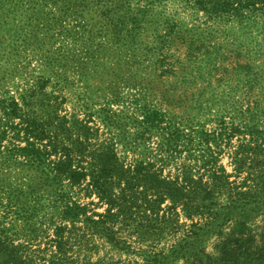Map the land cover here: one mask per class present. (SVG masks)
Wrapping results in <instances>:
<instances>
[{
  "label": "rangeland",
  "instance_id": "obj_1",
  "mask_svg": "<svg viewBox=\"0 0 264 264\" xmlns=\"http://www.w3.org/2000/svg\"><path fill=\"white\" fill-rule=\"evenodd\" d=\"M197 2L0 0V264H185L170 249L199 220L177 207L160 238L138 236L149 214L134 208L115 217L114 208L108 216L88 181L74 189L35 181L24 200L37 176L7 156L28 139L22 113L10 119L3 108L21 107L36 86L60 104L67 127L74 117L88 121L95 149L110 147L125 165L150 164L172 183L188 174L205 184L206 171H222L232 188L246 191L249 175L264 171V9L257 2L215 14ZM248 66L259 68L255 80ZM149 109L167 122L143 133ZM34 144L44 152L47 141ZM61 196L86 208L91 221L67 218ZM255 226L264 230V216ZM213 247L210 238L205 250Z\"/></svg>",
  "mask_w": 264,
  "mask_h": 264
},
{
  "label": "trees",
  "instance_id": "obj_2",
  "mask_svg": "<svg viewBox=\"0 0 264 264\" xmlns=\"http://www.w3.org/2000/svg\"><path fill=\"white\" fill-rule=\"evenodd\" d=\"M257 2L264 9V0H198L197 4L206 12L221 14L254 8ZM257 69L253 66L247 71L252 74L253 80L256 79ZM43 86H36L34 91L24 96L21 107L12 101L3 108L4 115L7 114L10 119L22 113L18 118L23 120V132L28 139L24 148L12 145L6 149V154L10 159H22L37 176L36 179H28L26 190L30 192L22 196L24 200L32 198L37 187L35 181L50 183L54 188L70 189L79 188L88 181L87 192L96 194L101 202L109 206L108 216L113 215L111 211L114 208L118 209L115 217L134 208L149 214L145 216L148 221L141 226L138 236L151 231L160 238L169 229V214H176L177 207H181L188 219L203 220L189 227L187 238L174 242L170 249L172 260L184 258L185 264H264V230L257 233V227L253 228L255 220L264 216V171L250 174L247 181L251 183L246 186V191H242L232 188L222 171H206L204 176L209 181L205 184L202 175L201 181L194 182L188 174H183V182L172 183L162 178L150 164L137 161L125 165L110 147L95 149L88 121L74 117L75 120L67 127L65 118L58 114L60 104L43 93ZM165 121L161 111L149 109L142 119V131L162 130L160 125ZM170 133L168 129V138L163 141V146L168 148L175 144ZM31 140L32 143L29 142ZM69 140L73 149L68 146ZM2 141L0 137V148ZM45 141L44 152L37 150L34 142ZM216 141L218 144L221 139ZM47 149H53L51 153L57 157L53 164L48 161L50 154L45 153ZM222 197H226V201L220 202ZM60 200L67 218L79 221L84 217L91 221L85 217L86 208H81L66 196H61ZM166 200L170 206L162 208ZM161 213L163 215L159 217ZM101 219L104 222L103 216ZM210 238H213L214 247L207 252L205 243Z\"/></svg>",
  "mask_w": 264,
  "mask_h": 264
}]
</instances>
